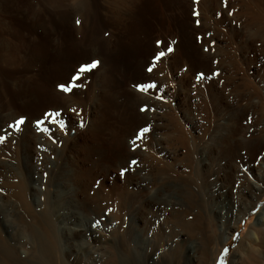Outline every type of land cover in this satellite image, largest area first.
Masks as SVG:
<instances>
[{
    "label": "rangeland",
    "instance_id": "rangeland-1",
    "mask_svg": "<svg viewBox=\"0 0 264 264\" xmlns=\"http://www.w3.org/2000/svg\"><path fill=\"white\" fill-rule=\"evenodd\" d=\"M249 1L0 0V227L30 243L24 186L68 264H125L120 235L138 230L164 233L169 264H242L264 197L223 246L219 226L264 148V1Z\"/></svg>",
    "mask_w": 264,
    "mask_h": 264
},
{
    "label": "bare ground",
    "instance_id": "bare-ground-1",
    "mask_svg": "<svg viewBox=\"0 0 264 264\" xmlns=\"http://www.w3.org/2000/svg\"><path fill=\"white\" fill-rule=\"evenodd\" d=\"M263 1L264 0H250L249 3H262ZM255 11L257 10L255 9ZM259 15L261 17L262 14L259 13L258 11L256 13V16L259 17ZM32 135L33 134H31V136ZM250 170L254 171L255 173V179L254 181L251 182V186H250L251 197L244 204H239V205L236 204L237 206L233 208L234 210L232 209L231 219L228 222H224L219 226V231L221 232L220 244L222 246L230 239L232 230L235 227L238 228L240 226L239 223L243 221V219L247 216L250 210L255 208L257 204L260 202V199L264 197V148L258 153L256 159L252 162L250 166ZM26 190L27 187L25 189L24 186H21L19 189L17 188L13 189L14 191L13 193L15 196L17 195V197L20 198L25 210L28 213V216L31 219L32 225L29 226L31 233V239H30L31 241L30 243L22 242L18 244L17 242L18 240L16 241L15 239L16 228L12 227L14 226L13 224L15 223L14 220L12 219L13 221L10 220V222L9 220L5 221V224L6 226H8V228L3 229L2 227H0V264H68L66 263V259H64L63 257V252H62L63 247L61 248L60 246V242L58 239V232L53 219V215L52 213H50L51 211H49L48 209L50 206L47 207V209L44 211H37V209L35 210V208H33V206L31 205L30 201L26 196L27 194ZM175 192L170 191L168 195L163 194L160 198V201L165 206H170L173 202V204L176 205L174 207L175 210L174 212H177L178 209H181L179 213H182V210L183 212H185L184 209H186L187 205L185 207V205L182 204V201L178 199ZM190 193L188 192L189 195H191ZM3 205H0L1 208ZM3 208L2 210H4ZM195 211L199 213L198 209H196ZM8 215H7V219H10ZM5 216L2 215V218L4 217L6 220ZM17 224L19 225L20 223ZM73 229L88 231V228L82 229L76 227ZM144 234L142 235L141 230L137 231V235H139L140 240H138V242L135 244L131 240V236L129 235L128 232H123L120 235V237L122 236L121 242L123 243L121 258L123 259L124 263L125 264H169V260H170L169 259L170 257L168 258L169 251L164 250L166 249V246L163 245L166 242L165 240L166 236L164 235V233L160 232L159 235L156 234L151 235V233H147L146 235ZM258 240L260 241L262 240L261 243L263 245L261 244L260 248L261 249L264 248V208L257 214L255 221L249 225L246 234L240 238L237 246L232 251L231 259L234 258L233 260H235V258L237 257L236 255L243 254L241 256L242 264H264V249L261 250L259 247L256 248L253 246L254 244H256ZM220 253L221 250L214 253L215 263L219 260ZM157 259H159V262L155 263ZM193 259L196 260V258L194 257ZM238 261L239 258L237 259V262Z\"/></svg>",
    "mask_w": 264,
    "mask_h": 264
},
{
    "label": "snow or ice",
    "instance_id": "snow-or-ice-1",
    "mask_svg": "<svg viewBox=\"0 0 264 264\" xmlns=\"http://www.w3.org/2000/svg\"><path fill=\"white\" fill-rule=\"evenodd\" d=\"M158 43H159V41H158ZM168 51H172V49L169 47ZM163 55H164L163 52L159 53V54L157 55L156 59H159V58L162 57ZM97 64H98V61H93L92 64H90V65H86V66L82 67V68H81V71H85V70H89V69H91V68H95V67L97 66ZM149 71H151V68L149 69ZM151 86H152V85H149L148 87H151ZM58 87H60L61 90H64V91L68 90V89L65 88L64 85H59ZM138 87H139V89H140L141 91L146 90L145 87H144L143 85H140V86H138ZM22 122H23V120L21 119V120H18V121L16 122V124L19 125V124H21ZM38 123H39V122H38ZM143 131H147V129H143ZM0 139H3V138L0 137Z\"/></svg>",
    "mask_w": 264,
    "mask_h": 264
}]
</instances>
